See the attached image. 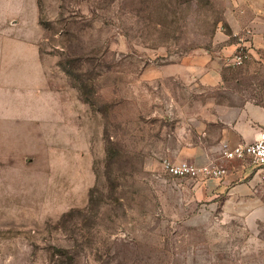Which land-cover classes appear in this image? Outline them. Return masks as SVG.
<instances>
[{
  "label": "rangeland",
  "instance_id": "obj_1",
  "mask_svg": "<svg viewBox=\"0 0 264 264\" xmlns=\"http://www.w3.org/2000/svg\"><path fill=\"white\" fill-rule=\"evenodd\" d=\"M226 3L0 0V264H264V172L208 156L202 122L264 104ZM209 157L222 179L162 168Z\"/></svg>",
  "mask_w": 264,
  "mask_h": 264
},
{
  "label": "crops",
  "instance_id": "obj_2",
  "mask_svg": "<svg viewBox=\"0 0 264 264\" xmlns=\"http://www.w3.org/2000/svg\"><path fill=\"white\" fill-rule=\"evenodd\" d=\"M223 10L225 20L233 30L247 28L249 33L247 43L251 45L253 55L257 57L264 55V0H227ZM232 46H224L221 51L227 53ZM211 62L212 59L208 58L207 73L203 77L207 85L216 76L212 75ZM262 113H264V104L261 103L247 101L240 105H230L227 102L218 103L207 98V102L203 105L202 122L207 124L205 130L207 138L217 142L216 144L211 143L214 145L207 148V155L213 156L218 153V160H229L221 155V144L223 142H228L229 145L237 142H251L256 136L259 122L263 121L259 120L264 118ZM208 159L212 160L210 157ZM217 159L213 158V161ZM256 169L264 172V168ZM222 178L223 176L217 179H207V182Z\"/></svg>",
  "mask_w": 264,
  "mask_h": 264
},
{
  "label": "built area",
  "instance_id": "obj_3",
  "mask_svg": "<svg viewBox=\"0 0 264 264\" xmlns=\"http://www.w3.org/2000/svg\"><path fill=\"white\" fill-rule=\"evenodd\" d=\"M248 57L247 53L238 52L233 57V63L242 64ZM221 155L226 159L244 161L247 165L256 168H264V129L257 131L255 138L251 142H237L229 145L228 142L221 144ZM162 168L165 172L176 177H197L204 176L207 179L221 178L226 169L213 160L204 164H196L185 159L163 160Z\"/></svg>",
  "mask_w": 264,
  "mask_h": 264
}]
</instances>
